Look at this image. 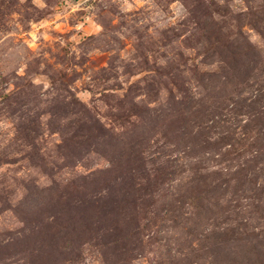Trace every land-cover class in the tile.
<instances>
[{"label":"rangeland","instance_id":"1","mask_svg":"<svg viewBox=\"0 0 264 264\" xmlns=\"http://www.w3.org/2000/svg\"><path fill=\"white\" fill-rule=\"evenodd\" d=\"M0 264H264V0H0Z\"/></svg>","mask_w":264,"mask_h":264}]
</instances>
